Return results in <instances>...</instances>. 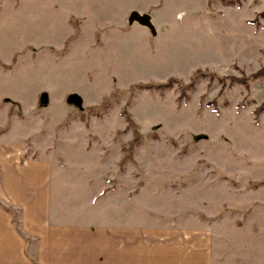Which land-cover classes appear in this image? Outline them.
I'll list each match as a JSON object with an SVG mask.
<instances>
[{"label": "rangeland", "instance_id": "rangeland-1", "mask_svg": "<svg viewBox=\"0 0 264 264\" xmlns=\"http://www.w3.org/2000/svg\"><path fill=\"white\" fill-rule=\"evenodd\" d=\"M261 69L264 0H0V142L53 165L80 223L112 201L106 225H206L222 264L264 257V78L231 81Z\"/></svg>", "mask_w": 264, "mask_h": 264}, {"label": "crops", "instance_id": "crops-1", "mask_svg": "<svg viewBox=\"0 0 264 264\" xmlns=\"http://www.w3.org/2000/svg\"><path fill=\"white\" fill-rule=\"evenodd\" d=\"M23 154L19 144L0 142V264H222L223 242L206 225H106L112 201L104 225L80 223L64 203L55 211L53 165ZM252 250L235 264H246L247 254L248 264H259V256L264 264Z\"/></svg>", "mask_w": 264, "mask_h": 264}, {"label": "trees", "instance_id": "trees-1", "mask_svg": "<svg viewBox=\"0 0 264 264\" xmlns=\"http://www.w3.org/2000/svg\"><path fill=\"white\" fill-rule=\"evenodd\" d=\"M200 71H197L195 74H194V76L192 77V80H191V82H190V85H189V87L190 88H192L193 86H194V84H195V82H196V80H197V78H198V75H200ZM213 77H219V76H217V75H214V74H211ZM201 76V75H200ZM201 77H203V76H201ZM262 79V78H264V69H261V70H259L256 74H253L252 76H250L249 78H246V77H243L242 79H232L231 81L233 82V83H237V84H246V81H248V80H254V79ZM174 80V79H173ZM221 82H223L224 80H225V78H220L219 79ZM179 84H181V82L179 81ZM247 85V84H246ZM143 86V85H142ZM169 84H154V85H147V86H145V88H147V89H150V88H152V87H154V88H158V89H162V88H169ZM144 87V86H143ZM255 114L256 115H261V114H264V103L263 104H261L257 109H256V111H255ZM128 120H129V122H132L131 121V119L130 118H128Z\"/></svg>", "mask_w": 264, "mask_h": 264}, {"label": "water", "instance_id": "water-1", "mask_svg": "<svg viewBox=\"0 0 264 264\" xmlns=\"http://www.w3.org/2000/svg\"><path fill=\"white\" fill-rule=\"evenodd\" d=\"M134 23H137L138 25L147 28L153 36L156 35L155 28L152 25L151 17L149 15L147 14L140 15L137 12H132L128 17V25L131 26Z\"/></svg>", "mask_w": 264, "mask_h": 264}]
</instances>
